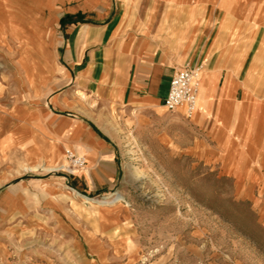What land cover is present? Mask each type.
Listing matches in <instances>:
<instances>
[{"label": "rangeland", "instance_id": "374dc122", "mask_svg": "<svg viewBox=\"0 0 264 264\" xmlns=\"http://www.w3.org/2000/svg\"><path fill=\"white\" fill-rule=\"evenodd\" d=\"M166 1L158 15L180 51L201 19L195 10L210 5L236 67L248 60L251 79L237 96L250 94L248 138L216 129V115L125 108L116 95L89 117L71 112L95 122L115 152L113 169L89 166L80 146L47 126V64L2 27L18 10L0 7V264H264V78L258 83L253 68L264 0ZM125 2L134 15L150 12L148 0ZM187 3L195 10L179 5ZM229 123L243 132V122ZM69 151L85 165L73 168Z\"/></svg>", "mask_w": 264, "mask_h": 264}, {"label": "crops", "instance_id": "0c3cea01", "mask_svg": "<svg viewBox=\"0 0 264 264\" xmlns=\"http://www.w3.org/2000/svg\"><path fill=\"white\" fill-rule=\"evenodd\" d=\"M148 2L150 12L141 16L134 15L125 0H54V4L49 0H0L5 11L18 10L16 21L10 19L0 26L29 40L36 60L47 64V82L40 85L54 87L47 97V126H53L50 131L62 138L61 143L80 146L89 166L97 170L105 165L113 169L115 152L99 126L92 120H81L78 114L89 117V109L111 102L116 95L125 108H164L175 71L187 65H204L196 115L208 119L216 115L215 128L225 126L237 142L246 140L244 135L250 133L246 113L249 92L243 90V101L237 100L251 79L246 70L248 60L237 68L234 44L229 40L223 47L217 10L210 5L195 10L188 9V3L179 4L187 12L201 13L182 52L178 40L163 32L158 15L168 2ZM232 19L233 14L227 11L223 24ZM253 68L259 72L255 79L262 82L264 42L253 58ZM79 90L89 99L81 98ZM73 111L78 114H71ZM231 121L243 122V132L238 125L230 126ZM110 176L114 178L115 172Z\"/></svg>", "mask_w": 264, "mask_h": 264}, {"label": "built area", "instance_id": "2783aa9c", "mask_svg": "<svg viewBox=\"0 0 264 264\" xmlns=\"http://www.w3.org/2000/svg\"><path fill=\"white\" fill-rule=\"evenodd\" d=\"M204 71L203 63L187 65L175 71L169 87V92L164 100L163 106L170 112H177L184 107L187 117L191 118L196 114L198 98L201 88V77ZM73 168H80L85 165L82 156L69 151Z\"/></svg>", "mask_w": 264, "mask_h": 264}, {"label": "bare ground", "instance_id": "6f19581e", "mask_svg": "<svg viewBox=\"0 0 264 264\" xmlns=\"http://www.w3.org/2000/svg\"><path fill=\"white\" fill-rule=\"evenodd\" d=\"M198 100H199V98H198ZM198 106V105H197ZM179 109H184V107H181V108H179ZM185 110V109H184ZM197 112H198V107H197V111H196V114H197ZM80 194V193H79ZM100 203V202H99Z\"/></svg>", "mask_w": 264, "mask_h": 264}]
</instances>
